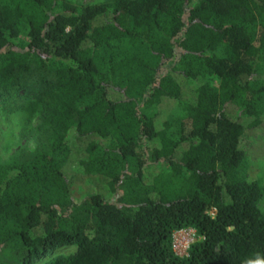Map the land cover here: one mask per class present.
Wrapping results in <instances>:
<instances>
[{
	"label": "trees",
	"instance_id": "16d2710c",
	"mask_svg": "<svg viewBox=\"0 0 264 264\" xmlns=\"http://www.w3.org/2000/svg\"><path fill=\"white\" fill-rule=\"evenodd\" d=\"M0 112V264L264 259V0H0Z\"/></svg>",
	"mask_w": 264,
	"mask_h": 264
},
{
	"label": "rangeland",
	"instance_id": "374dc122",
	"mask_svg": "<svg viewBox=\"0 0 264 264\" xmlns=\"http://www.w3.org/2000/svg\"><path fill=\"white\" fill-rule=\"evenodd\" d=\"M73 3H95L104 0H71ZM178 114L174 111L172 115ZM38 122L37 116L30 121L31 127ZM22 126L16 114L4 115L0 112V159L9 158L21 145L25 143L21 137ZM246 147V156L249 162V170L252 175L259 178L264 185V137L253 135L250 137ZM262 216L264 217V194L262 200L258 204ZM201 239L199 236L194 237V241ZM192 243V242H191ZM190 243V244H191ZM189 244V245H190ZM71 249H63V254L69 253Z\"/></svg>",
	"mask_w": 264,
	"mask_h": 264
},
{
	"label": "built area",
	"instance_id": "2783aa9c",
	"mask_svg": "<svg viewBox=\"0 0 264 264\" xmlns=\"http://www.w3.org/2000/svg\"><path fill=\"white\" fill-rule=\"evenodd\" d=\"M196 236L194 229L186 227L178 229L171 234V248L177 256L186 255L189 244L193 242Z\"/></svg>",
	"mask_w": 264,
	"mask_h": 264
},
{
	"label": "clouds",
	"instance_id": "9594fccd",
	"mask_svg": "<svg viewBox=\"0 0 264 264\" xmlns=\"http://www.w3.org/2000/svg\"><path fill=\"white\" fill-rule=\"evenodd\" d=\"M250 264H264V259H257L256 261L250 262Z\"/></svg>",
	"mask_w": 264,
	"mask_h": 264
}]
</instances>
